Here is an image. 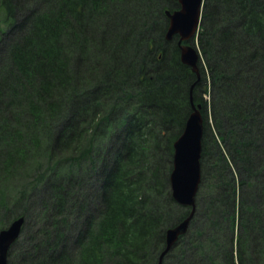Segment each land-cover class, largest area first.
Wrapping results in <instances>:
<instances>
[{
	"label": "trees",
	"instance_id": "obj_1",
	"mask_svg": "<svg viewBox=\"0 0 264 264\" xmlns=\"http://www.w3.org/2000/svg\"><path fill=\"white\" fill-rule=\"evenodd\" d=\"M177 7L0 0V228L27 215L33 192L43 198L20 264H157L165 229L190 211L168 178L190 96L203 118L197 208L161 264H184L185 253L188 264H264V184L250 189L252 170L241 168L247 159L258 170L248 148L264 146V135L246 142L236 131L258 127L255 101L238 91L254 81L250 95L263 100L264 0H204L191 41L198 78L180 61L177 36L165 38L164 11ZM90 171L97 191L78 190Z\"/></svg>",
	"mask_w": 264,
	"mask_h": 264
},
{
	"label": "water",
	"instance_id": "obj_2",
	"mask_svg": "<svg viewBox=\"0 0 264 264\" xmlns=\"http://www.w3.org/2000/svg\"><path fill=\"white\" fill-rule=\"evenodd\" d=\"M203 2L204 0H177V8L164 11L168 20L165 38L170 40L177 36L180 61L189 66L196 73L197 78L199 53L191 41L196 36L200 25ZM190 105L191 111L172 144V166L168 177L173 200L180 205L189 206L190 211L182 220L165 229L164 247L159 253L157 264H161L163 257L175 245L179 236L186 233L196 209L195 196L201 176L203 118L200 104H195L191 96ZM24 221V216H18L7 226L0 228V264H8L9 248L19 237Z\"/></svg>",
	"mask_w": 264,
	"mask_h": 264
},
{
	"label": "rangeland",
	"instance_id": "obj_3",
	"mask_svg": "<svg viewBox=\"0 0 264 264\" xmlns=\"http://www.w3.org/2000/svg\"><path fill=\"white\" fill-rule=\"evenodd\" d=\"M252 85H254V81H250L249 83L243 82L242 89L240 88L239 91H238V93L240 94L239 95L240 98L242 96H245V98H247V99L250 98L251 99L249 104L253 100L255 101V107H256V110L258 112V114H257V112H255V115H257V116L253 115V121H252L258 127H255L254 125L250 126L251 124H249L247 122L244 125L245 128H250V127L252 128V129H250V132H249L248 135L246 134L248 132L242 131L241 127L236 128V131L238 132V134H241V135L243 134L244 135L243 136V140L246 141V142L248 141V138L249 139H259V137L255 135L258 132H260V134L262 133V135H264V91L263 90L259 91V94L263 95V100H261V98H255V97L253 98L250 95V93H251L250 88H253ZM220 96H221L220 100H218V98H217L216 101H215L216 105H217V108L222 107L223 103H224L223 102L224 101V99H223L224 97L222 96V94ZM203 97H204V99H206V101H210L211 102L212 97H214V92L210 91V92H208L206 94L203 93ZM215 97H217L216 93H215ZM235 100L238 101L237 98H235ZM243 104L248 106L247 103H243ZM223 114L226 115L224 111L222 112V115H221V117H224L223 122H221V124H220V126H221L220 129L221 130H223V128L226 129V126L229 123V119H227L226 116H223ZM259 117H261V119H259ZM208 119H210V112L209 111H208ZM230 122L233 123V124L237 123L235 120H231V118H230ZM252 143H253V141L251 143H249V144H252ZM210 146H211V142H210ZM248 154H250L251 155V159H253L252 160V164L255 165L254 169H256L258 167L257 168L258 170H256V171L253 170V166L252 165L250 167H247L249 165L248 163H250V162H247V159H243L241 161V168L243 167L244 169L252 170L251 171L252 172V176H251L252 179H249L248 183H249L250 187L249 186L248 187L251 189L253 186H255V190H257L259 188V184H260V183L258 184L259 180H262V185L264 184V146H259V144H258V147H257V145H255V147H254L253 144H252L250 149L248 148ZM211 157H212V155H210V153H209V157H208L207 161H209ZM244 169H241V171L243 172L242 178L247 179V178H249L248 175H247L249 173L248 172L246 173L244 171ZM257 171H260V173L257 174ZM93 176H95V175H93L92 171H90L89 173L83 172V174H81V177L83 178L84 182L82 183V187L80 186V188L78 190H81V191L84 190V191L88 192L89 187H91V189H95L97 191V189H98V180H97V178L95 179ZM237 177L239 178L238 174H237ZM253 177H255V178H253ZM243 188H245L244 190L246 191L247 186H244ZM40 192H38V193L33 192L31 194L29 200L27 199L26 202H25V206H24L25 210H24V208L22 206H18L16 208V210H15L18 213L24 210V211L27 212V215H25V217H24L25 218L24 228H23V230L20 233L19 240L14 245L12 244V246L10 247V249L8 251V255H7L8 264H20V262L22 261L21 256L24 257L25 253H27V252L30 253L32 248H33L32 247V242H33L32 237L35 236L37 238L35 232L41 226V220H40L38 214H39V210H40V207H41L40 206L41 202H42L41 200L43 198H42V195H41ZM203 205H204V203L201 202L200 207L202 208ZM196 208H197V205H196ZM195 211H196V209H195ZM75 215H77V210L73 213V217H75ZM201 216H203V215L202 214H198V216H196V217H201ZM0 217H1L2 220H4L6 218L5 211L4 212H0ZM66 233H68V232H66ZM36 238H34V240ZM185 254H187L188 256L187 255L183 256L182 262L184 264H188L191 261L194 262V260H191L192 255H190L188 253H185Z\"/></svg>",
	"mask_w": 264,
	"mask_h": 264
}]
</instances>
